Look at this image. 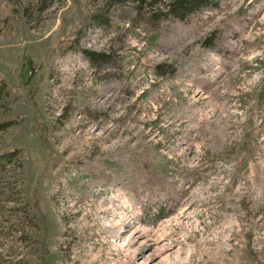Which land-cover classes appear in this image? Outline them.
Masks as SVG:
<instances>
[{
  "label": "rangeland",
  "instance_id": "obj_1",
  "mask_svg": "<svg viewBox=\"0 0 264 264\" xmlns=\"http://www.w3.org/2000/svg\"><path fill=\"white\" fill-rule=\"evenodd\" d=\"M100 4L0 0V264H264V0Z\"/></svg>",
  "mask_w": 264,
  "mask_h": 264
},
{
  "label": "trees",
  "instance_id": "obj_2",
  "mask_svg": "<svg viewBox=\"0 0 264 264\" xmlns=\"http://www.w3.org/2000/svg\"><path fill=\"white\" fill-rule=\"evenodd\" d=\"M100 1L101 4L94 12L86 19L83 28L78 30L77 36L85 34L88 30H93L100 27L108 26L111 22L110 13L117 8L132 7L137 13H147L151 19H174L184 21L199 10L216 4L217 0H93ZM76 49L87 60L92 63L107 62L109 55L104 52H95L88 49L79 48V37L71 42L68 50ZM7 83L0 79V100L7 94ZM15 121H7L0 124V130H5ZM17 150L0 154V200L3 202H13V192L9 188L8 179L4 177L6 167L14 162H17ZM16 194L20 196L22 201V210L30 217L33 223V228H38V214L35 204L29 203L23 196L21 186H17ZM2 213L0 212V217ZM34 233V229L31 231Z\"/></svg>",
  "mask_w": 264,
  "mask_h": 264
}]
</instances>
